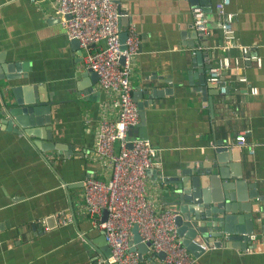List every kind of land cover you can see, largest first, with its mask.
<instances>
[{
	"label": "crops",
	"instance_id": "0c3cea01",
	"mask_svg": "<svg viewBox=\"0 0 264 264\" xmlns=\"http://www.w3.org/2000/svg\"><path fill=\"white\" fill-rule=\"evenodd\" d=\"M218 1L114 0L121 31L134 24L140 41L131 60L139 121L130 134L157 149L146 184L148 200L160 209H178L166 189L181 171L211 166L213 184L202 188L204 195L233 185L227 189L232 197L222 200L220 221L228 236L249 229L253 238L211 237L194 264H264V0H231L228 9L236 20L230 42L215 9ZM57 2L0 0V77L15 76L21 107H31L33 88L41 87L38 98L49 108L26 114L22 128L0 100V264H98L106 249L103 231L92 226L85 209L83 183L88 176L111 177L96 142L101 119L115 117L117 109L98 81L96 92H89L93 79L82 76L83 51L62 27ZM194 4L207 14L205 41L193 26ZM199 46L210 51V64L229 58L221 76L225 93L210 80L203 51L193 53ZM243 129L249 130L253 152L235 144ZM216 149L222 150L221 161ZM53 215L57 224L49 226ZM136 253L141 264H166L164 254L152 255L143 245Z\"/></svg>",
	"mask_w": 264,
	"mask_h": 264
},
{
	"label": "built area",
	"instance_id": "2783aa9c",
	"mask_svg": "<svg viewBox=\"0 0 264 264\" xmlns=\"http://www.w3.org/2000/svg\"><path fill=\"white\" fill-rule=\"evenodd\" d=\"M39 1L32 0L34 3ZM230 3L231 0H220L215 4L228 42L233 38L236 20V13L228 9ZM56 11L67 36L78 39L86 68L98 73L99 88L113 96L111 104L117 109L115 117L104 116L101 119L96 142L97 155L109 164L111 177L103 181L88 176L83 183L85 209L92 226L104 232L111 249V256L100 258L98 264H141L137 253L130 251L134 225H137L142 241L151 242L149 251L152 255L163 252L166 264H194L196 257L177 233V209H160L147 197L148 170L156 164L157 149L150 140L130 134L139 121L131 81V60L140 47L136 26L132 23L127 26L128 35L122 43V14L114 0H58ZM192 15L194 29L200 40L205 41L209 29L204 7L194 4ZM240 48L244 54L248 53L247 47ZM197 51H203L211 65L210 80L222 83V72L230 66L229 58L223 57L213 65L206 46L193 49L194 54ZM257 60L261 65V60ZM220 91H227L223 83ZM252 92L257 93V89H252ZM248 134V129L239 131L235 144L238 147L249 146L253 152L247 141ZM62 219L69 220L65 216Z\"/></svg>",
	"mask_w": 264,
	"mask_h": 264
},
{
	"label": "water",
	"instance_id": "95a60500",
	"mask_svg": "<svg viewBox=\"0 0 264 264\" xmlns=\"http://www.w3.org/2000/svg\"><path fill=\"white\" fill-rule=\"evenodd\" d=\"M127 27L121 33V42L125 43L127 38ZM73 46L79 49L80 54H82V49H80V44L78 39H72ZM125 49V46L123 45ZM121 62L124 63V58L121 59ZM211 65H209L210 67ZM91 75L93 79V85L88 89L90 93L96 92V82L99 79V75L96 71L91 68L85 69V73L82 76L85 78L86 76ZM15 80V76L6 75L0 77V100L3 104L6 114L10 115L14 118V120L18 123L20 127L27 126V117L26 114H30L32 117L33 114H42L48 111L47 105L43 103L41 99L42 96L38 89L41 87L33 88V94L30 95L31 107H21L20 100L18 98V89L14 85H12V81ZM86 80V79H85ZM219 86L222 83L217 84ZM26 90V89H25ZM31 92V91H30ZM38 93V96L36 95ZM44 101H46L44 99ZM41 103V104H40ZM42 105V106H39ZM141 109V107H140ZM48 120V118L46 117ZM41 122V118L37 120ZM32 123V122H31ZM37 145L41 146L40 143L37 142ZM43 149L45 148L42 145ZM216 158L222 159V155H218V153L222 152L220 149H216ZM211 166L204 164L202 167L196 169L194 172L189 171H181L176 177H174L171 181L172 183L167 184L166 193L170 198V203H172L177 209L178 215L175 218V222L177 224V233L182 240V243L186 246L189 252L195 257L201 256L206 252V249L211 246L213 243V238H221L225 240V242L242 238L243 240H249V238H253L251 230H243L239 229L236 231L238 236H228L229 233L226 230L224 221H220V214L223 212L224 208L222 207V200L224 198L232 197V193H229L227 189L232 188V184L223 185V192L221 194H215L214 196H210L209 194L204 195L202 188L206 187V185L212 182L213 177L211 176ZM153 169L148 170V174H150ZM213 184V182H212ZM219 189V188H218ZM235 189H239V187L235 186ZM216 203L217 205L212 206L211 204ZM106 216V212L104 213V217ZM49 226H53L57 224V219L53 215L47 220ZM251 234L252 237H247V235L241 234ZM103 236L105 238L106 249L104 252L103 258L107 259L111 256V249L108 245V241L103 232ZM130 251L137 252L140 248V245H143L147 250L151 245L150 241L143 242L139 232L137 225L133 227V234L130 236ZM164 254L163 252H159ZM139 259L142 260V254H139ZM154 262V259H152Z\"/></svg>",
	"mask_w": 264,
	"mask_h": 264
}]
</instances>
